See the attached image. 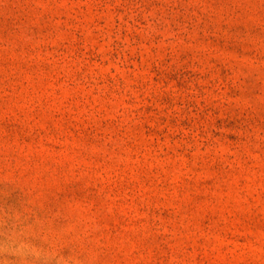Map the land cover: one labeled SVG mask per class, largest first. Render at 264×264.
<instances>
[{
    "label": "rangeland",
    "instance_id": "374dc122",
    "mask_svg": "<svg viewBox=\"0 0 264 264\" xmlns=\"http://www.w3.org/2000/svg\"><path fill=\"white\" fill-rule=\"evenodd\" d=\"M0 264H264V0H0Z\"/></svg>",
    "mask_w": 264,
    "mask_h": 264
}]
</instances>
